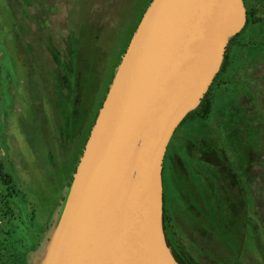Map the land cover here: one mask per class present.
<instances>
[{
	"label": "rangeland",
	"instance_id": "1",
	"mask_svg": "<svg viewBox=\"0 0 264 264\" xmlns=\"http://www.w3.org/2000/svg\"><path fill=\"white\" fill-rule=\"evenodd\" d=\"M148 1L0 0V150L22 191L14 202L17 215L33 224L39 236L47 230L40 247L29 251V264H44L95 113L117 71L125 39ZM84 5L88 22L81 24L77 10ZM260 9L261 21L236 41L230 56L233 65L219 80L211 116L185 122L171 145L174 168L165 174L167 213L178 215L183 244L199 264H264V9ZM91 23L99 24L103 34L97 38L93 30L87 34L86 24ZM79 39L84 60L78 70L72 59ZM77 70L79 104L75 108L74 101L64 102L59 111L55 84H61L66 100L71 101L72 94L76 100ZM72 115L73 127H66L65 119ZM178 181L188 192V219L169 199L175 187L180 190ZM29 235L37 241L34 231L28 230Z\"/></svg>",
	"mask_w": 264,
	"mask_h": 264
},
{
	"label": "water",
	"instance_id": "2",
	"mask_svg": "<svg viewBox=\"0 0 264 264\" xmlns=\"http://www.w3.org/2000/svg\"><path fill=\"white\" fill-rule=\"evenodd\" d=\"M244 0H153L87 140L44 264H179L164 163L247 26Z\"/></svg>",
	"mask_w": 264,
	"mask_h": 264
},
{
	"label": "trees",
	"instance_id": "3",
	"mask_svg": "<svg viewBox=\"0 0 264 264\" xmlns=\"http://www.w3.org/2000/svg\"><path fill=\"white\" fill-rule=\"evenodd\" d=\"M152 1L153 0H149L148 3L145 5V7H143L141 14H140L141 17H140L139 21L137 22L134 30L129 32L128 36L126 37L125 42H124L125 45L122 48V53L119 57V62L117 63L116 69L118 68V66L120 64L122 57L126 53V50H127L128 46H129V44L133 38L138 26H139L144 14L146 13V11H147L148 7L150 6V4L152 3ZM244 2L246 5V8H247V11H248L247 26L239 35L233 37L230 40L221 71L219 72V74L215 78V81H214L213 85L211 86L209 92L207 93V95L203 99L199 108L196 109L195 111H193L192 113H190L180 126H182L187 121H190L192 123L205 121L211 116V113L213 112V109H214V99H215V94H216V87L220 83V81H219L220 78L223 75H225L227 73V71L233 65L230 62V60H231L230 56L234 52L233 49H235V45L237 44L236 41L238 40V37L241 34H243L245 31H247L250 27L255 25L257 22L261 21L260 18H258V16H259L258 14H259V8L264 9V0H244ZM87 10H88V7L86 8L85 5L82 8H79L77 10V16H78L79 22L81 24L88 22L87 21ZM87 24H86V27L88 28L87 34L93 33L92 30L94 31V38H97L103 34V32H102L103 30L99 28V24H97V23L96 24L91 23L90 25H87ZM81 27H82V31L86 32V27L85 26L84 27L81 26ZM99 42H101V40H99ZM81 43L82 42L80 39L78 42H76L77 53H76L75 57L72 59L73 64H76V67L78 70H79V67L82 66L83 60H84L83 56H82V52H81L82 51V44ZM91 72H93L92 66H89L87 68V73H91ZM115 72H116V70H115ZM80 75H81V71H78L77 72L78 81H77V98H76V100H74V98H75L74 94H72L73 99L71 101L69 99L66 100L65 96H63L61 84L58 83V81L56 82L55 88H56L57 102H58L56 104V106L59 109V111L61 110V105L64 102H66L67 105H70L72 103V101H74L73 107H75V105L79 104V101H77V100L79 99L78 90L80 88V82H79ZM114 76H115V73H114ZM114 76L112 77V81L114 79ZM55 78L57 80L59 77L56 75ZM70 79L71 78H69V80ZM112 81H111V83H112ZM93 82L95 83L94 80H93ZM93 82L91 84V94L92 95L94 94V90H93L94 89L93 88L94 83ZM71 83H72V80H71L70 84ZM84 87H85V85H84ZM85 88H88V87H85ZM108 91H109V89H108ZM106 96H105V98H106ZM92 98H94V96ZM59 102H62V103L59 104ZM92 105L95 107L96 104L93 102ZM102 105H101V107H102ZM75 108H77V106ZM90 110H91V106H90ZM75 112H76V110L74 109V114H75ZM98 113H99V111L98 112L96 111L95 118H94V124H95L96 118L98 116ZM73 118H74L73 115L71 116V118L70 117H67L66 119L64 118L65 123H66V127H70V128L73 127V124L71 125V120H70V119L73 120ZM67 132H68V130H67ZM66 135H67V133H66ZM66 135L62 136V133H61L62 137H65ZM4 209L5 210L7 209V211H5L4 215H1L2 218L0 221V264H29L28 259H27L29 251L34 252L40 247L41 242H42V240H41L42 237L37 234L36 229L34 228L33 224L26 223L22 216H20L18 218L16 213L14 212V209H12L10 206H6ZM164 222H165V230H166L165 204H164ZM28 230L34 231V236L36 237V240H37L36 242L34 241V239L32 242L31 236L30 235L28 236ZM34 236L32 235V237H34ZM28 248H30V249H28ZM181 251H182V257L176 258L173 255L178 262H180L181 264H199L197 262V260L193 257V255L189 251L187 253L184 250V247L181 248Z\"/></svg>",
	"mask_w": 264,
	"mask_h": 264
},
{
	"label": "flooded vegetation",
	"instance_id": "4",
	"mask_svg": "<svg viewBox=\"0 0 264 264\" xmlns=\"http://www.w3.org/2000/svg\"><path fill=\"white\" fill-rule=\"evenodd\" d=\"M0 61H1V58H0ZM0 79H1V74H0ZM74 138L75 139L73 140V142L77 144V146L74 145V147H76V154H78V156H79V137L77 135H75ZM172 142H173V139H172V141L169 145L168 151H167V155H166V159H165V163H164L163 179H164V196H165V211H166V236L168 239V244L170 246L171 252L177 258V257H182V251H181L182 247H184V250L187 253H188V249L183 244V241H182L185 238V236L181 233V230L178 226V223H179L178 215L174 214V213L171 214L170 210H169L170 213L169 212L167 213V201H168L169 196L167 197L166 192H165V174L166 173L169 174L168 171H172V169L174 168L172 158H170L171 151H172V148H171ZM74 147H73V149H74L73 155L75 154V148ZM4 155H6V154L1 152V150H0V221L2 218L1 215H4L5 211H7V209L6 210L4 209L6 206H10L12 209H14V212L17 215L18 210L15 207L14 202L16 201V199H19L21 197V194H22V191H20L17 187V180H15L14 171H13L14 169H12L11 167H8L9 165L6 166L4 164V158H5ZM79 161H80V156H79ZM69 164L70 163H68V165ZM72 166H73V163H72ZM72 166H70L69 169L70 168L72 169ZM69 172L71 173L70 170H69ZM73 175H74V173H73ZM42 176L44 177L43 173H42ZM41 179L43 181L42 177H41ZM175 182H177L176 170H175ZM179 182L180 181H178V184H179V186H181V184ZM178 188L175 187V194L173 197H170L169 199L172 202H174L175 205H178V207H180L181 209L183 208L184 213L186 215V218L188 219V192L186 191V193H184L185 191H183L182 186L180 187V190H182V191H180ZM186 189H187V187H186ZM42 194H43V190H41V195ZM182 202H184V206H183ZM20 216H22V215L21 214L17 215L18 218ZM46 231L44 233L40 234L42 237L41 238L42 242H43V235L46 234ZM42 242H41V244H42Z\"/></svg>",
	"mask_w": 264,
	"mask_h": 264
}]
</instances>
